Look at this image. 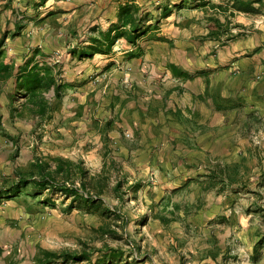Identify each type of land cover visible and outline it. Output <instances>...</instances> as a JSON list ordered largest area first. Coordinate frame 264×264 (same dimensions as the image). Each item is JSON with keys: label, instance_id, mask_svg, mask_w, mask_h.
<instances>
[{"label": "rangeland", "instance_id": "rangeland-1", "mask_svg": "<svg viewBox=\"0 0 264 264\" xmlns=\"http://www.w3.org/2000/svg\"><path fill=\"white\" fill-rule=\"evenodd\" d=\"M213 5L226 8L228 3L152 0L145 3L151 11L143 12L146 19L153 17L156 22L167 6L171 14L160 20L153 34L166 28V20L179 21L173 33L181 31L177 36L180 48L192 40L190 49L199 52V66H217L216 76L222 78L225 88L242 86L241 90L255 92L249 93L246 106L237 107L236 116L229 110L234 121L226 119L230 126L220 139L204 136L195 140V145L193 140L161 138L156 148L134 149L129 131H125L123 140L102 137L103 132L115 128V121L107 128L108 117L97 116L95 101L86 112L88 119L84 105L69 106L72 98H83L89 84L98 88L96 93L101 94L103 102L110 80L119 71L123 73L121 82L131 83V66L123 61L118 66L113 62L115 65L98 67L102 61L95 59L97 54L81 62L73 60L79 57L72 51L83 47L86 32L78 36L82 40L74 36L63 40L65 35L58 33L61 23L51 19L45 22L50 26L36 24L25 44L8 45V60L20 66L39 39H44L41 29L55 27L50 41L54 49L41 60L59 65L58 82L66 88L62 100H53L57 107L54 118L45 122L28 112L24 118L13 119L6 92L15 89V84L11 81L7 89L2 88V123L11 136L19 138V144L15 148L0 133V182L14 179L17 168L29 166L28 158L55 163L54 158L61 157L83 166L84 172L77 171L69 186L81 188L84 181L87 191L81 188V193L99 199L93 203L58 190L45 191L42 198L54 205L40 204L36 209L43 213L39 226L47 248L80 251L83 242L97 249L107 242L123 249V256L113 263L99 261L103 253L98 251L88 264H264V246L259 243L264 234V14L231 15V7L225 14ZM214 14L230 23L231 32L241 37L235 41L228 35L219 40L210 38L206 32L210 31L209 17ZM258 47L261 49L257 52ZM94 65L103 70L94 71ZM48 96L53 97L54 92ZM24 101L16 100L17 106ZM14 154L17 156L12 159ZM235 162L244 174L238 182L229 183L219 171L217 176L212 173ZM118 183L122 185L119 191L114 190ZM104 229L112 230L108 237H103Z\"/></svg>", "mask_w": 264, "mask_h": 264}, {"label": "crops", "instance_id": "crops-1", "mask_svg": "<svg viewBox=\"0 0 264 264\" xmlns=\"http://www.w3.org/2000/svg\"><path fill=\"white\" fill-rule=\"evenodd\" d=\"M146 1L152 2L136 0L141 7L140 17L144 16V10L151 11L145 6ZM126 2L127 0H0V39L5 37L6 50L8 45H23L31 37L30 33L36 24L48 25L45 22L53 19L52 21L61 23L58 33L65 35L63 40H68L69 36H74L77 41L82 40L78 36L84 31L86 42L82 45H91L90 37L95 30L108 31L121 26L120 11ZM169 6L172 7L171 4ZM202 13L206 17L205 12ZM152 18L145 20L147 26L155 23ZM17 21L20 25H25V29L14 37ZM165 22L168 23L166 28H162L157 35L150 32L140 37L135 45L129 44L126 38H121L112 52L96 55L95 59L103 62H99L98 67L107 63L115 65L113 62L118 66L120 61L130 65L131 83H122L123 73L119 71V75L116 74L110 80V88L106 90L103 102L101 94L96 93L98 88L91 86L92 84L83 92V98H72L74 101L69 106L84 105L86 119L89 117L86 112L91 109L90 106L93 108L92 103L95 101L97 116L108 117L106 120L110 122L115 121V128L103 132L102 137L105 139L123 140V134L129 131L133 135L130 142L135 146L134 149L156 148L161 138L173 141L182 139L186 142L193 140V144L204 136L220 139L223 131L230 126L226 119L234 121L230 112L232 116H236L237 107L246 106L248 95L253 90L250 89L248 93L246 88L241 90L242 86L225 88L222 78L216 76L217 66L215 69L199 66L196 61L200 58L199 52L190 49L192 40L189 45L184 41L186 45L180 48L177 36L181 31L179 34L173 33L179 21ZM41 30L40 34L44 39H39V42L37 39L35 42L39 44L35 48H41V55L36 57V61L42 64L45 62L41 60L45 57L44 54L54 49L50 41L54 37L55 27ZM74 58V61H82L81 58ZM93 67L94 71L103 70L95 65ZM76 95L81 96L78 93ZM114 129L119 132H114ZM54 130L56 131V127ZM184 145L187 146L185 143ZM41 154L46 155V152H40L39 155ZM35 159L38 158H28L27 164ZM50 163L53 167L56 166V163ZM4 183L0 182V188ZM0 190V264H39L44 251H54L46 247L39 226L44 219L43 213L36 209L39 205L31 197L24 200V197L9 196L5 188ZM26 202L33 203V207L30 208Z\"/></svg>", "mask_w": 264, "mask_h": 264}, {"label": "trees", "instance_id": "trees-1", "mask_svg": "<svg viewBox=\"0 0 264 264\" xmlns=\"http://www.w3.org/2000/svg\"><path fill=\"white\" fill-rule=\"evenodd\" d=\"M228 5L226 8L223 6L213 7L221 9L225 14L229 11L231 15H235L237 12L247 14H264V0H226ZM207 5L203 4V6ZM141 7L136 0H127V2L121 7L120 21L121 26L119 28H112L108 31H98L91 34V45L83 46L81 48H74L72 51L74 56L81 59L85 57H94L96 54H107L113 51L114 46L119 39L126 38L128 43L135 45L138 43L140 37L149 34L150 32L159 29L160 20L168 17L172 10L166 6L163 8V13L160 19L150 25L145 24L146 18L140 17ZM211 21L210 31L208 36L210 38L219 40L223 38V35H228L229 40L235 41L241 37V34H233L229 29L230 23L223 22L219 15L214 14L209 17ZM16 31L14 37L21 34V31L25 29V25H20V22H16ZM115 30V31H114ZM7 37V36H6ZM5 37L0 39V91L2 88H6L8 84L13 81L15 89H9L7 91V107L12 113L13 119L24 118L27 112L40 122L51 120L54 117V113L57 107L54 106V99H61L63 91L66 88L65 85L58 82L59 65L52 64L45 61L40 63L36 61V57L41 55V48L34 49L32 55L27 58L25 63L17 66L15 61L8 60L7 50L5 48ZM260 47L256 51H260ZM54 92L53 97H49L48 94ZM255 94V92H253ZM22 98L25 100L20 106H17L16 100ZM111 122H107L106 126L109 128ZM0 133L3 138H9V141L13 143V146H18L19 138L11 136L2 123V116L0 115ZM16 148V147H15ZM17 155L14 154L12 159H15ZM56 166L43 159H35L27 167H19L16 169L15 178L9 182H5L0 189H6L9 196L12 197H31L38 205L49 206L50 200L42 198L45 191H61L66 195H73L75 198H84L86 201H93L96 203L98 198L92 196H84L81 193V188L87 191L86 182H82L81 188L72 184L69 186L75 173L80 171L83 173V166L80 163L73 162L69 159L56 158ZM217 171L221 178L224 176L229 183L238 182L239 179L244 178L243 172L240 170L239 162L232 164L227 163L224 169L213 170L212 173L217 176ZM77 176V175H76ZM62 179L63 181H60ZM10 184V187H7ZM122 185L118 183L114 190L119 191ZM86 189V190H85ZM101 189L103 186L101 185ZM2 193V190H0ZM89 197V198H86ZM30 208L33 207V203L26 202ZM112 230L108 231L104 229L103 237H108ZM114 233V232H113ZM132 242V241H131ZM259 243L264 246V234L261 236ZM88 242H83V248L80 251H44L39 259V264H81L83 261H91L95 252H102L103 258L99 261L109 260L111 263L116 258L123 256V249L111 247L105 242L103 248H89Z\"/></svg>", "mask_w": 264, "mask_h": 264}]
</instances>
